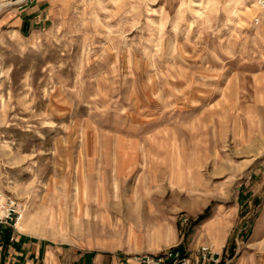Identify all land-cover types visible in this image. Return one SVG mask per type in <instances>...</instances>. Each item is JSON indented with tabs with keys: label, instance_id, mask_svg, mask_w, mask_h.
<instances>
[{
	"label": "rangeland",
	"instance_id": "obj_1",
	"mask_svg": "<svg viewBox=\"0 0 264 264\" xmlns=\"http://www.w3.org/2000/svg\"><path fill=\"white\" fill-rule=\"evenodd\" d=\"M257 13L255 0H0L15 235L117 262L208 243L221 264H264Z\"/></svg>",
	"mask_w": 264,
	"mask_h": 264
},
{
	"label": "crops",
	"instance_id": "obj_2",
	"mask_svg": "<svg viewBox=\"0 0 264 264\" xmlns=\"http://www.w3.org/2000/svg\"><path fill=\"white\" fill-rule=\"evenodd\" d=\"M17 235V234H16ZM10 226L0 229V264H105L103 252L72 251L64 248H50L40 241H33L20 235ZM13 237V238H12ZM109 261L107 264H139L135 259ZM117 262V263H116Z\"/></svg>",
	"mask_w": 264,
	"mask_h": 264
},
{
	"label": "built area",
	"instance_id": "obj_3",
	"mask_svg": "<svg viewBox=\"0 0 264 264\" xmlns=\"http://www.w3.org/2000/svg\"><path fill=\"white\" fill-rule=\"evenodd\" d=\"M32 1V0H26ZM258 13L254 21L264 24V0H255ZM25 205L12 195L0 192V229L2 226L17 228L24 217ZM13 238V237H12ZM139 264H221V256L208 243L193 250L174 246L152 254L137 257Z\"/></svg>",
	"mask_w": 264,
	"mask_h": 264
},
{
	"label": "bare ground",
	"instance_id": "obj_4",
	"mask_svg": "<svg viewBox=\"0 0 264 264\" xmlns=\"http://www.w3.org/2000/svg\"><path fill=\"white\" fill-rule=\"evenodd\" d=\"M23 1V0H22Z\"/></svg>",
	"mask_w": 264,
	"mask_h": 264
}]
</instances>
